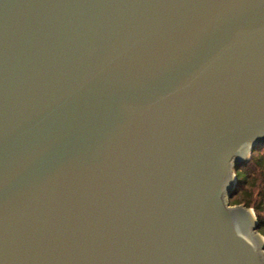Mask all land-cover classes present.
Here are the masks:
<instances>
[{"label":"water","instance_id":"obj_1","mask_svg":"<svg viewBox=\"0 0 264 264\" xmlns=\"http://www.w3.org/2000/svg\"><path fill=\"white\" fill-rule=\"evenodd\" d=\"M263 149L264 0H0V264H264Z\"/></svg>","mask_w":264,"mask_h":264},{"label":"trees","instance_id":"obj_2","mask_svg":"<svg viewBox=\"0 0 264 264\" xmlns=\"http://www.w3.org/2000/svg\"><path fill=\"white\" fill-rule=\"evenodd\" d=\"M238 187L231 205L252 208L258 219V231L264 236V149L255 151L251 160L236 171Z\"/></svg>","mask_w":264,"mask_h":264},{"label":"rangeland","instance_id":"obj_3","mask_svg":"<svg viewBox=\"0 0 264 264\" xmlns=\"http://www.w3.org/2000/svg\"><path fill=\"white\" fill-rule=\"evenodd\" d=\"M233 206H238V205H233ZM241 206H243V205H241ZM250 209H252V208H250ZM255 212V211H254ZM256 215V214H255Z\"/></svg>","mask_w":264,"mask_h":264}]
</instances>
